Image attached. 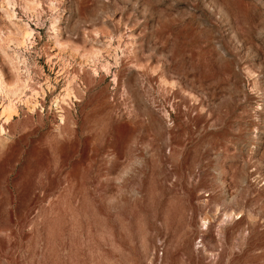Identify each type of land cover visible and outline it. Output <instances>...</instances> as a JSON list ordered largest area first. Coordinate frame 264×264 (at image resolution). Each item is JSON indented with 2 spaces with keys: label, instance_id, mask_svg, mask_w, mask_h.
<instances>
[{
  "label": "rangeland",
  "instance_id": "374dc122",
  "mask_svg": "<svg viewBox=\"0 0 264 264\" xmlns=\"http://www.w3.org/2000/svg\"><path fill=\"white\" fill-rule=\"evenodd\" d=\"M0 80V264H264V0H0Z\"/></svg>",
  "mask_w": 264,
  "mask_h": 264
},
{
  "label": "bare ground",
  "instance_id": "6f19581e",
  "mask_svg": "<svg viewBox=\"0 0 264 264\" xmlns=\"http://www.w3.org/2000/svg\"><path fill=\"white\" fill-rule=\"evenodd\" d=\"M9 4H10V3H9ZM9 4H8V5H9ZM10 5H11V4H10ZM11 6H12V5H11ZM30 36H31L30 31L25 30L24 33H23V39H24L25 41H26V40H30ZM1 86H2V81L0 80V93H1V91H2ZM8 102H9V104L12 103V101L9 100V99H8ZM12 104H13V103H12ZM7 110H8V107H3L2 112L5 113ZM8 117H9V115H8L7 113H5V118L8 119Z\"/></svg>",
  "mask_w": 264,
  "mask_h": 264
}]
</instances>
